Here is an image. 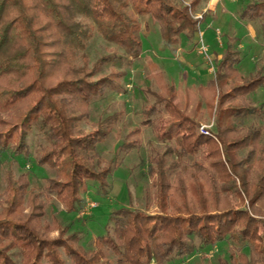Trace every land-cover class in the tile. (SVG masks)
Here are the masks:
<instances>
[{
    "label": "trees",
    "instance_id": "16d2710c",
    "mask_svg": "<svg viewBox=\"0 0 264 264\" xmlns=\"http://www.w3.org/2000/svg\"><path fill=\"white\" fill-rule=\"evenodd\" d=\"M198 2L188 0V6L195 10ZM140 17L157 23L164 46L188 44L189 50L196 45L199 20L183 0H0V150L20 153L25 136L35 129L45 143L36 163L53 166L61 155L69 169L66 180L57 172L43 191L30 187L26 174H6L0 264H167L221 242L229 258L217 264H236L234 254L243 264H264V125L258 122L264 99L257 105L249 97L264 90V74H242L240 52L231 44L214 58V77L195 90L175 87L151 67L158 90L146 116H158L160 129L163 124L169 129L159 135L168 143L162 151L151 149L146 168L157 213L124 206L111 210L90 250L77 233L65 234L57 220H46L51 198L68 212L83 208L80 194L93 185L105 193L119 165L117 157L104 159L97 151L113 123L97 121L89 132L80 126L91 103L117 88L112 77L100 73L110 58H98L87 68L85 50L98 35L120 48L125 61L136 60L142 53ZM238 18L261 21L264 35V0L248 3ZM207 117L213 119L210 136L198 132ZM141 123L155 124L148 117ZM140 136L133 129L119 149L139 147ZM234 179L243 204L237 209L218 185Z\"/></svg>",
    "mask_w": 264,
    "mask_h": 264
},
{
    "label": "rangeland",
    "instance_id": "374dc122",
    "mask_svg": "<svg viewBox=\"0 0 264 264\" xmlns=\"http://www.w3.org/2000/svg\"><path fill=\"white\" fill-rule=\"evenodd\" d=\"M253 0H199L195 10L188 6V0L183 4L188 7L189 14L195 20H199V29L196 39L201 35L207 46V54L210 64H207L196 52V45L188 49L187 45L164 46L158 31V25L154 20L140 17L142 26V53L139 58L132 61L122 59V50L113 44L105 42L95 35L86 47L87 68L101 57H109V61L103 65L101 75L112 77L117 88L107 90L104 95L91 103L89 118L81 122V128L89 132L91 124L100 120L112 122L110 133L97 151L104 159L115 158L119 165L108 179V187L105 193L97 191L95 185L89 186L80 196L85 203H93L95 207L82 214V209L68 212L66 207L56 199L51 198L46 207V220H57L66 233L75 232L80 238L81 245L87 249L94 248V239L103 234L104 227L108 224L107 216L111 210L119 207H131L141 209L147 214H155L158 209L152 198L151 179L147 173V165L151 149L162 151L168 143L159 138L161 131L169 130L167 125H161L158 116H146V110L154 102V95L158 90L152 79L155 66L158 71L164 73L165 78L172 81L175 87L187 90H195L199 85L214 77L216 70L214 58L220 56L227 44H231L240 52L238 70L242 74H248L259 70L264 74V35L260 28L261 21L241 22L238 18L240 11ZM190 59L203 71L198 76L189 68ZM78 65L82 61L76 59ZM188 63V64H187ZM112 74V75H111ZM253 104H260L264 99V90L258 89L250 94ZM264 109V108H263ZM7 118L6 113H2ZM154 120L155 124L145 127L141 121L145 118ZM212 117H207L201 124H213ZM264 125V115L258 119ZM141 131L139 147L121 151L119 145L125 142V136L133 129ZM173 131V128H170ZM213 130V125L210 131ZM19 128L15 129L18 132ZM175 137V136H174ZM45 146L42 136L31 129L24 138V145L19 147L20 153H15L11 148L0 150V194L5 189V176L12 173L15 177L26 174L32 187L36 191H43L48 180L53 179L57 172L62 180L68 177V166L63 156L54 159V165H38L36 157ZM241 152L240 155H243ZM202 154L200 158L202 159ZM174 171L170 172L171 181L175 177ZM234 184V185H233ZM223 189L222 194L227 195L233 208H241L240 198L235 193L237 180L233 183L221 182L218 184ZM246 202H244V205ZM85 205V204H84ZM83 205V207H84ZM262 226L261 220L258 228ZM56 231L50 233L56 236ZM229 248L225 243H216L211 247L198 249L186 257L172 258L167 264H199L204 260L217 264L218 259L228 260ZM236 264H243L241 259L234 254L232 257ZM13 260L18 263L19 255L13 254ZM149 264H155L151 261ZM259 264V263H258Z\"/></svg>",
    "mask_w": 264,
    "mask_h": 264
},
{
    "label": "built area",
    "instance_id": "2783aa9c",
    "mask_svg": "<svg viewBox=\"0 0 264 264\" xmlns=\"http://www.w3.org/2000/svg\"><path fill=\"white\" fill-rule=\"evenodd\" d=\"M196 52L197 54H199L201 56V58L207 62V64H210L211 67H210V71L213 72V68H212V64H211V61H210V58L207 54V46L204 44L203 40H202V37L201 35L198 36V39L196 41ZM212 123L209 124V125H204V124H201L199 125L198 127V132L201 134V135H204V136H210V129L212 128ZM95 207V204L93 203H85L83 209H82V214H84L85 212H87L88 210L92 209Z\"/></svg>",
    "mask_w": 264,
    "mask_h": 264
},
{
    "label": "crops",
    "instance_id": "0c3cea01",
    "mask_svg": "<svg viewBox=\"0 0 264 264\" xmlns=\"http://www.w3.org/2000/svg\"><path fill=\"white\" fill-rule=\"evenodd\" d=\"M186 61H188L190 64L189 68L192 70H194L193 72H195L196 74H198V76H202L203 71L201 69H199L196 65V63L192 62L190 59H186ZM188 64V63H187Z\"/></svg>",
    "mask_w": 264,
    "mask_h": 264
}]
</instances>
